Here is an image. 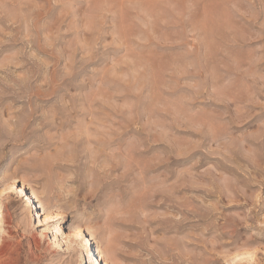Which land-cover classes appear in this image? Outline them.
Listing matches in <instances>:
<instances>
[{"label":"rangeland","instance_id":"rangeland-1","mask_svg":"<svg viewBox=\"0 0 264 264\" xmlns=\"http://www.w3.org/2000/svg\"><path fill=\"white\" fill-rule=\"evenodd\" d=\"M0 264H264V0H0Z\"/></svg>","mask_w":264,"mask_h":264},{"label":"bare ground","instance_id":"bare-ground-1","mask_svg":"<svg viewBox=\"0 0 264 264\" xmlns=\"http://www.w3.org/2000/svg\"><path fill=\"white\" fill-rule=\"evenodd\" d=\"M112 228V227H111ZM113 230V229H112ZM112 232V231H111ZM110 232V233H111ZM93 237H94V235H93ZM116 238V237H115ZM94 239H96L95 237H94ZM113 240H115V239H113ZM110 241V240H109ZM99 243L101 244L102 242L101 241H99ZM117 244V243H116ZM111 245H112V243H111ZM109 246H110V242H109ZM116 247V246H115ZM99 249V251H98V253L100 254V256H101V262H103V261H105L106 262V258H105V255H104V253H105V250H103V249H100V248H98ZM113 249V248H112Z\"/></svg>","mask_w":264,"mask_h":264}]
</instances>
